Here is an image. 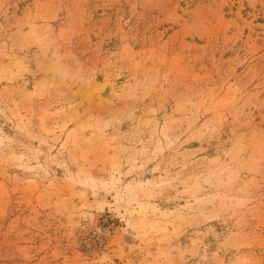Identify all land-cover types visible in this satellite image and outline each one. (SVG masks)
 I'll return each mask as SVG.
<instances>
[{
	"label": "rangeland",
	"instance_id": "1",
	"mask_svg": "<svg viewBox=\"0 0 264 264\" xmlns=\"http://www.w3.org/2000/svg\"><path fill=\"white\" fill-rule=\"evenodd\" d=\"M0 264H264V0H0Z\"/></svg>",
	"mask_w": 264,
	"mask_h": 264
}]
</instances>
